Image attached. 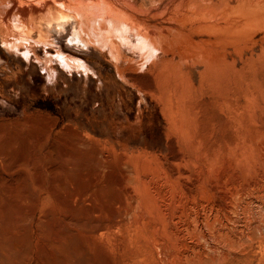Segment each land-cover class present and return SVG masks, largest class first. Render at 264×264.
Masks as SVG:
<instances>
[{
	"label": "rangeland",
	"instance_id": "rangeland-1",
	"mask_svg": "<svg viewBox=\"0 0 264 264\" xmlns=\"http://www.w3.org/2000/svg\"><path fill=\"white\" fill-rule=\"evenodd\" d=\"M16 1L9 0L11 5ZM172 1L176 4L179 0L169 2ZM198 1L203 5L202 0ZM210 1L205 0L208 4L203 7L223 4L227 7L225 13L218 12L220 15L215 17L209 15V19L204 15L207 20L193 17L187 21L233 23L218 36L203 37L204 41H210L204 47L213 40L207 48L220 49L221 46V52L226 48L228 54L221 56L223 59L219 56L206 58L207 62L204 58L197 62L194 57L200 66L192 62V57L189 58L191 61L187 62L186 71L189 70L187 77L191 75L192 79L191 76L179 79L176 73L177 81L172 82L169 91L147 84L151 79L148 75L133 76L124 69L125 62L116 60L109 48L102 50L95 49L96 46L72 43L71 26H67L64 33L49 32L52 44L33 48L37 57L31 56L29 62L18 55L7 54L0 40L1 264H216L206 254L203 255L206 259L201 257L192 261V255L185 261L176 262L175 251L170 249V255L166 246L153 244V236L147 235L146 226L150 225L144 222L148 220L146 210L139 212L132 206L138 198L143 199L149 194L148 188L137 184V175L149 169L151 164V168L162 169L160 182L167 186L172 178L170 171L175 168L190 173L179 181L180 185L194 186L195 177L192 175L195 171L196 176L201 165L206 170L212 164L213 157L211 155L209 159L208 155L211 151L205 154L203 149L200 152L208 155L203 162L206 164L191 160L190 153L193 152L184 149L187 148L184 146L187 140L177 132V127L186 126L189 120L205 118L202 119L205 121L217 114L226 121L232 117L229 123L241 120L247 112L251 115L242 119L261 117L258 106L264 101V0ZM5 3L4 6H8V1ZM188 9L192 10V6ZM178 10L173 12L179 13ZM175 14L169 18L173 16L176 21ZM221 15L226 17L221 19ZM150 16L158 22L167 18L156 9ZM17 18L13 22H17ZM218 38L221 43L214 41ZM57 51L85 63L90 74L65 71L52 61L57 71L54 79L49 80L39 62L44 61L47 55L53 57ZM202 61L208 69L201 64ZM214 62L220 63L221 67ZM231 108L233 113H237L233 114ZM250 108L255 112L248 111ZM242 109L245 110L243 114L247 112L241 116ZM173 154L183 161L169 166L166 162ZM234 157L235 154L231 156ZM165 176L169 177L167 181ZM202 194L198 193L199 200L195 197L198 204L192 199L186 201L185 206H193L197 214L205 216L203 202L206 196ZM254 204L252 212L258 213L259 208L263 215L264 207ZM171 210L169 213L173 214ZM261 214L257 215L260 219L263 218ZM186 237L188 244L186 239L183 240L186 245L199 243L193 234ZM200 243L205 244L201 240ZM206 245L208 248L209 244ZM234 245L229 247L232 259L222 260L223 264H239L244 258H239V243ZM167 254L173 256L174 261ZM263 254L264 243L260 249H255V257H263L264 260ZM242 262L247 264L245 259Z\"/></svg>",
	"mask_w": 264,
	"mask_h": 264
},
{
	"label": "bare ground",
	"instance_id": "bare-ground-1",
	"mask_svg": "<svg viewBox=\"0 0 264 264\" xmlns=\"http://www.w3.org/2000/svg\"><path fill=\"white\" fill-rule=\"evenodd\" d=\"M7 1L8 6L6 5V7L4 5ZM64 1L18 0L11 5L9 0H0V8L3 9L4 6L3 10L0 9V40L3 50L7 54L18 55L26 62H29L31 56L37 57L33 48L36 46L49 47L52 44L49 32L55 30L56 32L64 33L67 30V26H71L72 43L83 46H96L95 49L98 47L102 50L109 48V51L116 60H123L125 62L126 67L124 69L129 70L128 72L132 73L133 76L137 74L150 76L151 79H148L150 83L147 82V84H154L158 88H162L163 91L172 88L171 84L176 80L174 77L176 73L179 79L191 76L187 77L189 70L186 71V65H189L188 63L191 61L189 58L192 57L193 62L195 57L198 62L203 58L223 57L224 54L226 56L228 54L226 48L224 49L226 53L224 51L221 52L223 50H220L221 46L220 49H216L218 47L207 48V46L213 43V40L204 47L207 41H204L203 37L204 35L215 36L216 34L218 36L219 33L225 32L229 26L231 27L233 23H199L198 21L196 23L194 21V23H189L187 21L193 17L197 19L203 18L204 15H208L209 19V15L215 17L220 15L221 12L223 15L227 8L223 4H221L223 8L220 7L221 5H212L205 8L203 7L206 3L204 2L205 0H202L203 5L198 0H177L178 3L176 4H173L174 1L169 2L170 0L168 3L162 2V0H68L67 3ZM223 1H220V3H223ZM53 5L55 6L54 9L52 8ZM188 6H192V10L188 9ZM175 8L180 9L178 10L180 12L176 13L177 15L173 12L176 10ZM155 9L156 11H161L164 17L167 15V18L165 17L163 21H155L150 16ZM12 10L13 12L10 13ZM172 14H175V17H177V19L175 18L176 21L172 19L174 18L173 16L169 18ZM222 15L221 19H223L222 17H226ZM16 17L19 20L13 22ZM171 19L173 21L170 22ZM203 19L207 20L205 17ZM240 25H243V23ZM219 39H215L214 41H219ZM214 44L217 46L216 43ZM222 57L221 59H223ZM196 60L194 64L200 66ZM52 61L57 62L65 71L71 72L72 70H77L90 74L89 68L85 63L57 51L53 57L47 55L44 57V61L41 60L39 62L51 81L54 79L53 77H55V72L57 71L53 67ZM204 61L207 62V59ZM204 61L201 63L204 64L203 66H205ZM217 66L221 67L220 63ZM213 71L216 72V70ZM155 81H158L157 84H155ZM176 83L179 84L178 82ZM153 90H155L154 87ZM185 95L187 96V94ZM261 103V105L258 103L260 106L257 105L261 115L257 112L261 117L254 116L252 118L253 116H250L252 119L248 117L251 120L242 119V117L246 118L248 114L251 115V112L249 113L247 110V116L244 115L246 112L243 114L242 111L245 110L242 109V114L240 115L246 117L242 116L241 120H237L234 123L233 121L232 123L228 122H231L232 117L229 120L227 118L228 121H226L219 118L217 114L204 121L202 119L205 118H201V115L199 116L201 118L199 120L201 121H197L198 119L196 121L189 120L186 126L177 127V132L187 140V145H184L187 148L184 147V149L193 152H189L192 155H189L192 161L194 160L195 163L202 164L208 155H210L209 159L213 157V161L210 160L212 164L206 170L202 169L201 165V168L198 169L199 174L197 173L195 176L196 171L195 173L193 171L194 174L192 176L195 177V181L193 179L195 182L194 186H182L183 183L179 184V181L186 179L190 173L188 174L187 170L179 171V169L177 171V168L174 170L172 168L173 171H170L172 177L171 180L169 179L171 186H169V180L168 186L163 181L160 182L162 175L159 173L163 171L159 169L160 167L157 169L151 168L152 164L146 171H144V168H141L144 172L140 176L137 175V184L143 188H148L146 191L148 190L149 194L145 195L143 199L138 198L134 203L135 205L132 206H135L136 211L139 209V212L146 210L148 218L144 215L142 217L144 216L146 220L148 219L147 222H144L152 227V231H149L151 227L149 226L150 229L148 230L149 227H147L148 225L146 226L147 235L153 236V240L151 239L153 244L162 246L163 248L166 246L167 251L170 249L175 251V255H173L176 262L179 260L185 261L192 255H194L191 257L192 261H198L206 254V257L208 255L212 263L223 264L222 260L232 259V256L230 257L232 251H230L229 247H233V244L237 245L239 243V248L241 249L239 258L240 256H244L240 260L241 264L244 259L247 264H264L263 257H255V249H260L264 243V214L259 213V208L257 209L258 213L263 216L260 219L261 217L257 216L259 215L258 213L252 212L254 203V205L257 204L259 207H264V101H261ZM228 105L232 106L231 104ZM228 105L227 107H229ZM232 108L236 109L235 107ZM249 110L254 111L251 108ZM236 113L234 112L233 114ZM237 119H239L238 115ZM202 149L205 150V152L202 151L203 153L206 154L211 151V154L206 156L200 152ZM234 154L235 157L231 158ZM182 161V158L173 154L170 161H167L166 164L169 163V166H175ZM168 178L165 176L166 181ZM202 192L206 196V200L203 202L205 203L203 205V212L207 213H205V216L200 215V213L197 214L193 206H185L186 201H193L192 199H195L198 193ZM194 202H191V204L193 205ZM196 202L197 204L199 203L198 201ZM170 208L173 210V214L169 213ZM261 210L263 211V208ZM156 214L158 217H155ZM138 217L141 219L140 216ZM162 218L165 219V222L162 221ZM15 219L18 221V218ZM192 234L198 237L199 243L197 245L184 244L186 236L188 235L189 237ZM200 240L210 246L208 245V248H205V244L202 245ZM186 242L188 244L187 239ZM170 255L167 254L169 257ZM170 258L174 261L173 256ZM0 259L2 260V258ZM236 259L238 260V258ZM237 260L236 262L239 261Z\"/></svg>",
	"mask_w": 264,
	"mask_h": 264
}]
</instances>
